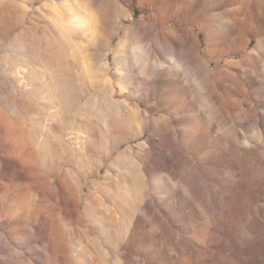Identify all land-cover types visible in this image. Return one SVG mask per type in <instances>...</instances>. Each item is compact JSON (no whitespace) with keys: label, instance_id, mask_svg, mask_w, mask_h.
I'll use <instances>...</instances> for the list:
<instances>
[{"label":"rangeland","instance_id":"rangeland-1","mask_svg":"<svg viewBox=\"0 0 264 264\" xmlns=\"http://www.w3.org/2000/svg\"><path fill=\"white\" fill-rule=\"evenodd\" d=\"M0 264H264V0H0Z\"/></svg>","mask_w":264,"mask_h":264}]
</instances>
